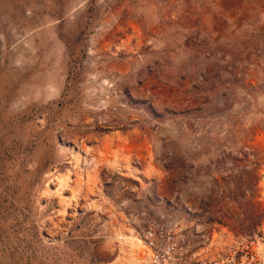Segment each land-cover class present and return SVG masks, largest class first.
Instances as JSON below:
<instances>
[{"label": "rangeland", "instance_id": "1", "mask_svg": "<svg viewBox=\"0 0 264 264\" xmlns=\"http://www.w3.org/2000/svg\"><path fill=\"white\" fill-rule=\"evenodd\" d=\"M151 221L264 262V0H0V264H152Z\"/></svg>", "mask_w": 264, "mask_h": 264}, {"label": "built area", "instance_id": "2", "mask_svg": "<svg viewBox=\"0 0 264 264\" xmlns=\"http://www.w3.org/2000/svg\"><path fill=\"white\" fill-rule=\"evenodd\" d=\"M139 239L154 264H264L255 241L213 259L198 258L185 232L158 221L149 222Z\"/></svg>", "mask_w": 264, "mask_h": 264}, {"label": "crops", "instance_id": "3", "mask_svg": "<svg viewBox=\"0 0 264 264\" xmlns=\"http://www.w3.org/2000/svg\"><path fill=\"white\" fill-rule=\"evenodd\" d=\"M198 254V253H197ZM198 258H201L200 256H198ZM144 260H146V259H144ZM152 262V261H151ZM149 264V263H148ZM153 264V263H152Z\"/></svg>", "mask_w": 264, "mask_h": 264}]
</instances>
